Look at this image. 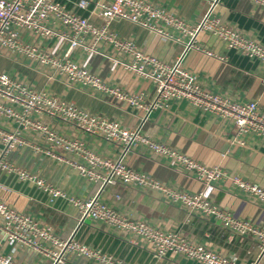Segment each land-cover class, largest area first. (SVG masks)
<instances>
[{
	"label": "built area",
	"instance_id": "obj_1",
	"mask_svg": "<svg viewBox=\"0 0 264 264\" xmlns=\"http://www.w3.org/2000/svg\"><path fill=\"white\" fill-rule=\"evenodd\" d=\"M206 1L208 7L203 15L191 22L147 0H76V7L88 10L100 20L99 24H94L88 16L55 0H0V49L16 59L32 63L49 79L92 89L143 113L138 126H124L115 119L91 113L37 88L10 72L0 71V119L14 126L0 127V172L30 183L44 192L50 202L63 199L77 225L89 219L113 228L118 234L129 235L135 241H145L156 259L174 254L200 264H240L235 258L194 242L182 233L164 230L144 219L121 213L101 199L103 187L122 183L158 190L169 201L186 209L188 214L213 218L234 234L251 235L260 252L264 253L263 228L252 225L247 219L234 217L201 192H189L160 182L130 168L123 160L132 147H143L157 156L171 159L183 170L193 171L205 182L224 175L217 166H206L143 134L141 124L149 112L170 101H186L205 113L231 122L236 135L250 133L264 140V114L255 102L232 100L203 88L195 75L182 65L183 55L174 63H167L139 49L132 39L120 37L109 27L112 21L123 20L175 41L180 42L186 37L185 51L194 48L209 56L216 54L200 46L198 36L203 39L213 36L227 48L264 63V46L221 23L214 13L220 0ZM247 1L264 8V0ZM59 45L62 46L60 51L52 50ZM90 55L105 58L112 65L150 82L152 97L145 98L140 92L110 85L98 71L79 60L80 56ZM61 126L116 145L120 148L119 157L100 155L87 148L81 139L61 134L58 131ZM26 135L37 137L39 142ZM23 148L30 149L39 159L64 164L96 190L89 195L69 193L38 173L17 165L11 157ZM74 155L80 160L71 157ZM233 183L264 203V188L239 177H235ZM0 238L10 246L7 252L0 250V264H21L16 258L19 249H29L50 264H64L72 256L95 264H129L77 241L74 235L57 236L49 225L37 222L2 198Z\"/></svg>",
	"mask_w": 264,
	"mask_h": 264
},
{
	"label": "crops",
	"instance_id": "obj_2",
	"mask_svg": "<svg viewBox=\"0 0 264 264\" xmlns=\"http://www.w3.org/2000/svg\"><path fill=\"white\" fill-rule=\"evenodd\" d=\"M55 1L65 4L78 14L88 16L94 24L100 23L88 10L76 7V0ZM147 1L191 22L200 19L208 7L206 0ZM214 13L221 23L235 28L242 35L264 46L263 7L247 0H220ZM109 27L120 37L132 39L139 49L167 63L172 64L183 55L182 65L195 75L203 88L232 100L253 101L264 114V63L261 61L227 48L213 36L205 39L198 36V44L216 54L209 56L194 48L185 51L186 37L180 42L175 41L123 20L112 21ZM172 34L178 36L176 31H172ZM61 48L59 45L52 50L58 52ZM79 60L98 71L110 85L130 92H140L145 98L153 95V85L150 82L112 65L105 58L90 55L80 56ZM0 71L10 72L37 88H43L91 113L115 119L124 126L136 127L141 123L143 113L137 109L92 89L67 84L55 78L49 79L32 63L16 59L2 49ZM0 127L14 126L0 119ZM58 131L69 138L81 139L87 148L100 155L113 159L120 155L119 147L100 137L88 136L66 126L58 127ZM141 131L206 166H217L224 175L217 180L205 182L193 171L183 170L171 159L157 156L143 147H132L124 155L123 160L130 168L170 186L189 192H201L209 201L234 217L247 219L252 225L264 229V203L233 183V179L239 177L264 188L263 139L250 133L236 135L228 120L205 113L180 100L170 101L164 107L151 110L141 124ZM26 137L39 142L33 135ZM71 157L80 160L76 155ZM11 159L69 193L89 195L96 190V187L76 176L64 164L39 159L30 149H20ZM115 195L119 197L116 198ZM100 197L121 213L144 219L164 230L182 233L194 242L235 258L240 264H264V253L260 252L254 237L234 234L213 218L188 214L186 209L169 201L158 190L116 183L103 187ZM0 198L17 210L31 215L37 222L49 225L57 236L66 238L74 235L77 241L129 264H200L174 254L156 259L145 241H135L129 235L118 234L113 228L100 222L87 219L77 225L70 207L63 199L50 202L44 192L30 183L19 181L13 174L0 172ZM0 250H10V246L1 238ZM16 258L21 264H50L47 259L29 249L17 250ZM64 264L95 263L72 256Z\"/></svg>",
	"mask_w": 264,
	"mask_h": 264
}]
</instances>
